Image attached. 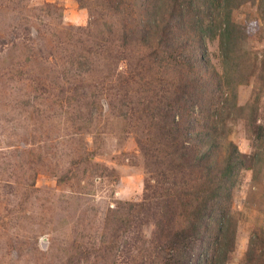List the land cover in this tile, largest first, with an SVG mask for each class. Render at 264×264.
Returning <instances> with one entry per match:
<instances>
[{"label":"rangeland","instance_id":"obj_1","mask_svg":"<svg viewBox=\"0 0 264 264\" xmlns=\"http://www.w3.org/2000/svg\"><path fill=\"white\" fill-rule=\"evenodd\" d=\"M238 1L231 19L249 25L240 47L249 68L261 73L247 79L251 69L242 67L229 82L238 83L237 107L256 106L264 127V0ZM88 21L76 0H0V264H124L123 237L111 238L109 212L118 202L141 200L150 170L139 143L148 145L155 125L134 115L126 121L117 109L125 83L106 91L96 69L101 61L91 65L82 55L74 67L65 62L69 50L87 49L78 31ZM206 46L221 74L217 38ZM233 112L225 104L217 121L219 138L246 160L229 201L236 233L226 263L241 264L252 235L264 258V146L247 131L246 116ZM62 175L70 177L66 183L57 181ZM141 232L130 250L134 264L148 259L154 225Z\"/></svg>","mask_w":264,"mask_h":264},{"label":"trees","instance_id":"obj_2","mask_svg":"<svg viewBox=\"0 0 264 264\" xmlns=\"http://www.w3.org/2000/svg\"><path fill=\"white\" fill-rule=\"evenodd\" d=\"M76 2L89 14L86 28L78 31L84 32L89 44L79 54L69 50L65 62L74 67L82 55L91 65L101 61L96 69L104 73L99 82L107 86L106 91L125 83L118 89L117 109L127 115L126 121L131 122L134 115L139 124L147 120L155 125L152 133L147 129L151 133L148 145L139 143L150 170L141 200L118 202L109 212L113 220L108 223L116 224L111 238L123 237V263L134 264L131 247L141 239L142 228L153 224L151 248L144 250L145 264H226L236 233L229 201L246 160L234 144H224L219 138L217 119L225 104L234 109L233 115L246 116L247 131L264 146V127L257 123L256 106H249L251 111L238 108V83L229 82L231 75L239 76L242 67L251 69L247 79L250 74L259 79L261 73L249 68L240 47L249 25L240 26L231 19L239 1ZM256 28L254 24V34ZM216 38L221 74L212 67L206 46ZM260 156L257 153L254 158ZM68 178L62 175L57 181L66 183ZM256 243L257 236L252 235L241 264H264L262 255L256 256Z\"/></svg>","mask_w":264,"mask_h":264}]
</instances>
